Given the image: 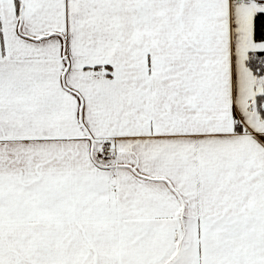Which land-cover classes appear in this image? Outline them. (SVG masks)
<instances>
[{"label":"snow or ice","instance_id":"1","mask_svg":"<svg viewBox=\"0 0 264 264\" xmlns=\"http://www.w3.org/2000/svg\"><path fill=\"white\" fill-rule=\"evenodd\" d=\"M0 264H264V0H0Z\"/></svg>","mask_w":264,"mask_h":264}]
</instances>
